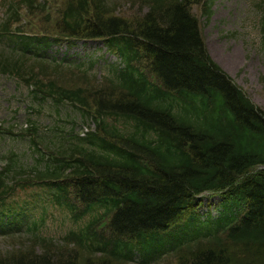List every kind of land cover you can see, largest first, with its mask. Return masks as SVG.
Here are the masks:
<instances>
[{"label": "trees", "instance_id": "16d2710c", "mask_svg": "<svg viewBox=\"0 0 264 264\" xmlns=\"http://www.w3.org/2000/svg\"><path fill=\"white\" fill-rule=\"evenodd\" d=\"M138 1L146 10L129 21L107 0H70L55 23L67 37L120 34L126 69L101 86L32 60L28 38L0 50V76L35 83L42 98L57 96L81 109L92 102L102 117L101 135L65 142L57 136L52 167L17 161L13 176L0 171V214L11 215L9 223L19 215L28 220L24 206L35 203L23 200L35 197L19 193L33 187L52 189L49 199L73 223L61 240L42 232L22 237L29 246L0 255V264H126L134 246L148 255L143 264L168 256L176 264H264V169L252 171L264 166V111L207 50L194 8L202 5L209 21L213 3ZM30 13L49 14L36 7ZM73 78L85 81L82 88L63 83ZM208 190L225 192L219 216L201 221L196 195ZM161 239L173 241L171 248Z\"/></svg>", "mask_w": 264, "mask_h": 264}, {"label": "rangeland", "instance_id": "374dc122", "mask_svg": "<svg viewBox=\"0 0 264 264\" xmlns=\"http://www.w3.org/2000/svg\"><path fill=\"white\" fill-rule=\"evenodd\" d=\"M64 6L62 0H54ZM213 15L209 21L203 16L200 6H195L194 11L200 19L201 30L206 46L213 60L239 85L251 98V100L264 111V85L261 81L264 75V42L262 37L261 25L264 21V0H212ZM109 10L112 9L117 16L127 17L129 21L140 18L146 9L142 10L137 0H108ZM116 9V11H115ZM2 8L0 5V17ZM80 42L71 53L77 52L76 57H100L96 78L104 82L102 75L106 59H115L113 56L106 55V47L103 43L88 42L82 45ZM104 46V47H103ZM63 49L65 48L62 45ZM103 56V57H102ZM109 56V57H108ZM83 76H79L81 78ZM63 80L69 87L81 86L85 83L82 79ZM102 80V81H101ZM90 86L86 82L85 87ZM28 89L26 86L16 88L14 80L6 76H0V126L9 127V122L19 123L20 129L25 120H39L44 126H52L54 129L62 131L80 132L84 122V109H79L72 105L49 107V110L38 117L28 109L27 101ZM92 127H94L92 125ZM51 132V131H50ZM56 140V139H55ZM12 148L25 151L28 148L23 142L6 141L0 137V152L7 153ZM216 197L204 199L199 206L201 214H206L208 210H215ZM215 202V203H213ZM217 211V210H216ZM213 216L217 214L212 212ZM68 223L58 214L52 224L56 236L67 229ZM22 237L0 238V255H5L17 249L27 248L29 243ZM176 258L168 256L161 264H176ZM128 264V263H126Z\"/></svg>", "mask_w": 264, "mask_h": 264}, {"label": "bare ground", "instance_id": "6f19581e", "mask_svg": "<svg viewBox=\"0 0 264 264\" xmlns=\"http://www.w3.org/2000/svg\"><path fill=\"white\" fill-rule=\"evenodd\" d=\"M207 47V46H206ZM208 50V49H207Z\"/></svg>", "mask_w": 264, "mask_h": 264}]
</instances>
